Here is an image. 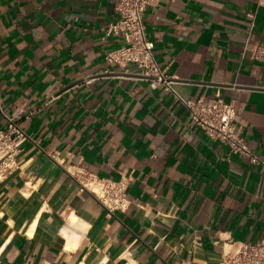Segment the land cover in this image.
Listing matches in <instances>:
<instances>
[{"label":"crops","instance_id":"1","mask_svg":"<svg viewBox=\"0 0 264 264\" xmlns=\"http://www.w3.org/2000/svg\"><path fill=\"white\" fill-rule=\"evenodd\" d=\"M144 15L173 88L107 59L128 43L107 34L117 0H0V99L29 133L0 180V264H223L233 240L264 237V161L177 95L235 99L264 160V4L159 0ZM81 171L125 179L129 206L111 212Z\"/></svg>","mask_w":264,"mask_h":264},{"label":"built area","instance_id":"2","mask_svg":"<svg viewBox=\"0 0 264 264\" xmlns=\"http://www.w3.org/2000/svg\"><path fill=\"white\" fill-rule=\"evenodd\" d=\"M159 0H117L119 18L109 23L107 34H121L128 43L107 52V59L126 68L135 63L145 75L154 76L158 83H165L173 88L172 78L161 67L156 54V42L148 36L145 21V10ZM264 4V0H260ZM255 56L264 57V45L255 48ZM2 66L0 64V70ZM177 95L187 104L195 121L211 136L221 138L235 152H243L253 162L264 160L249 146L237 123L239 111L235 99L227 100L222 96L211 98L184 97ZM0 106L8 120L7 126H0V180L7 179L20 167L19 155L22 143L29 136L22 125L19 114H9ZM82 183L95 192L87 184L94 178L102 184L103 194L95 192L103 200L110 211L127 208L128 183L125 179L114 180L81 171ZM223 264H264V237L257 241L233 240L231 247L225 250Z\"/></svg>","mask_w":264,"mask_h":264},{"label":"bare ground","instance_id":"3","mask_svg":"<svg viewBox=\"0 0 264 264\" xmlns=\"http://www.w3.org/2000/svg\"><path fill=\"white\" fill-rule=\"evenodd\" d=\"M87 182V184L89 185V186H91L92 187V189L95 191V192H97L98 194H103L104 193V189H103V187H102V184L99 182V181H97L96 179H94V178H89L88 179V181H86ZM79 216L76 214V213H73V215H72V221L74 222V223H76L78 220H79ZM71 220V219H70ZM67 232V231H66ZM65 232V233H66ZM79 235V234H78ZM71 237V236H70Z\"/></svg>","mask_w":264,"mask_h":264}]
</instances>
